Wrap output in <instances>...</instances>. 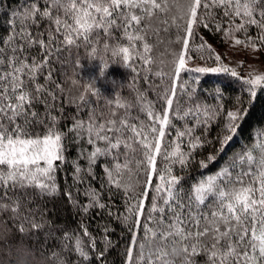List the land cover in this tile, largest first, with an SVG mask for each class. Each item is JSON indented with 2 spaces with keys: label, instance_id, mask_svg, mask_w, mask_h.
<instances>
[{
  "label": "snow or ice",
  "instance_id": "snow-or-ice-1",
  "mask_svg": "<svg viewBox=\"0 0 264 264\" xmlns=\"http://www.w3.org/2000/svg\"><path fill=\"white\" fill-rule=\"evenodd\" d=\"M214 9L222 12L220 19ZM20 17L6 37L0 36V216L9 214L24 234L51 227L43 215L39 221L31 212L25 215L26 204L17 193L33 190L41 197H55L61 191L57 172L67 162L65 141L71 133L91 148H82L73 164L80 182L93 174L100 158H111L104 169L107 184L124 197V210L116 219L130 234L125 264H197L193 257L199 253L206 257L204 264H264V145L258 160L252 152L241 154V171L233 172L237 167L233 161L187 192L173 174L175 165L183 168L190 163L193 150L208 143L205 133L213 121L219 118L221 122L217 140L223 144L234 138L240 119L239 112L227 111L225 121L221 105L201 103L195 89L181 82L182 74L198 78L201 73L223 72L236 78L251 97L257 96L258 89L264 90V74L249 71L241 76L203 39L195 49L190 42L199 39L201 27L214 25L223 35L222 43L230 40L233 46L259 50L264 47V0H44L43 4L30 0ZM41 23L47 26L31 30ZM252 28L255 34H250ZM173 30L175 38L167 41L171 59L165 61L154 52L161 42L160 32L171 35ZM153 37L156 43L151 42ZM80 48L90 57L110 51L136 73L133 83L141 72L144 80L149 74L158 78L155 100L133 89L135 103L116 95L102 99L104 107L100 108L90 99L101 95L94 83L80 84L76 98L80 103H69L75 105L76 113L87 112L71 116L72 125L62 130L59 125L68 117L62 109L59 115L54 110L65 88L53 79L49 65L53 56L59 60L61 52ZM213 57L215 67L189 66L195 59L206 63ZM101 63L100 76H104L108 65L102 57ZM77 83L71 80L73 86ZM178 88L188 97L187 107L177 98ZM38 103L44 104L46 119L35 110ZM134 108L138 109L135 116ZM105 109L111 118H105ZM119 110L123 115L116 119ZM33 122L43 125L44 131H30ZM173 128L176 139L166 140V130ZM80 159L87 162L86 167ZM132 174L137 176L135 182L126 179ZM65 195L86 217L91 210L109 208L100 190L90 183L84 192L87 203H79L70 191ZM101 231L102 235L91 233L83 221L77 230H64L56 237L60 250L52 252L50 264H90L93 259L102 264L112 241L107 225ZM48 234L54 235V230ZM98 239L103 248L98 247ZM177 247L181 255L171 257L170 251ZM16 255L21 264H28L32 254L18 247Z\"/></svg>",
  "mask_w": 264,
  "mask_h": 264
},
{
  "label": "trees",
  "instance_id": "trees-1",
  "mask_svg": "<svg viewBox=\"0 0 264 264\" xmlns=\"http://www.w3.org/2000/svg\"><path fill=\"white\" fill-rule=\"evenodd\" d=\"M29 2L30 0H0V36L6 37V34L18 25L21 18L20 13ZM39 3L43 4L44 0H39ZM213 11L217 13V19H220L222 12L219 9H214ZM236 22L239 23V20ZM46 26V23H41L31 30H42ZM225 27H227V24H225ZM256 31L255 28H252L250 29V34H255ZM174 32L175 30H173L171 35L163 31L160 32L161 42L154 52V55L158 58L162 57L165 61L171 59L167 55V52L171 51V48L167 45V41L175 38ZM116 35H119V33H116ZM197 36L199 39L190 42L191 48L195 49L200 39H203L213 48L214 53L217 54H219L218 50L227 42H221L223 35L214 30V25L209 28L201 27L198 30ZM236 36L243 39L241 33H236ZM103 42L102 40L101 45ZM151 42L156 43V38L153 37ZM173 47L177 46L174 45ZM259 49L264 58V47H260ZM36 51H39V49ZM101 57L108 65L104 69V76H100L102 67ZM77 59H79V63H76ZM213 59L214 57L208 59L206 63L195 59L191 61V65L189 66L215 67L217 65L213 63ZM137 67L139 68V64H137ZM49 68L52 71L53 79L65 88L64 97L62 100L60 98L56 100V109L54 110V114L59 115L62 109L64 115L68 117L63 119L59 125L64 131H67L73 123L70 119L71 116L74 114L83 116L87 112V109H82L80 113H76L75 105L69 103L70 100H76L77 103H80L76 99L80 93V84L94 83L95 89L101 95L100 97L90 96V99L96 101L100 108H103L102 99L114 98L116 95L125 97L135 103L137 93L133 89H138L146 94L149 100H155L156 91L154 86L160 83L158 78L151 74H149V79L144 80L142 72L140 73V77L133 83V77L136 76V73H133L130 68H125L122 61L118 58H113L110 51L107 53L101 52L96 57L87 56L84 48H80L79 50L73 49L71 52L63 51L59 54V60L53 56ZM155 69L156 66H154ZM165 71H168L167 66H165ZM45 74H47V70ZM65 77L68 78L67 81ZM38 79L40 83L44 82L43 76H40ZM73 79L78 82L76 86L71 84V80ZM180 79L185 85L195 89L201 103L221 105L225 121L227 119V111H237L240 113V119L237 121V131L231 141L222 144L217 140L221 123L219 118H217V120L208 126L210 131L205 133L208 137V143L198 150H193L194 155L190 158L189 164L183 168L180 165L174 166L173 174L180 178L181 185L187 192V190L207 176H214L225 166H231L233 161L237 164L233 172L241 171V154L252 152L257 160L260 158V146L264 145V135H261L262 130H264V90L258 89L257 96L251 97L246 90L241 88V84L236 78L223 72L201 73L198 78L195 74L188 73L186 76L182 74ZM49 87L52 86L50 85ZM177 98L181 104L187 107L188 97L179 88ZM34 108L41 118H45L44 104L38 103ZM241 109L242 112L240 111ZM137 114L138 109H132V115L135 116ZM104 115L106 119L111 118L107 109H105ZM121 115H123V110H119L116 119H119ZM174 122L178 125H183V121ZM30 131L42 133L44 127L41 124L33 122ZM175 132V128L167 129L165 139L174 141L176 139ZM186 139L187 137H185ZM65 143L67 162L57 172V183L61 191L55 197H41L33 190H29L27 193H17L24 199L26 204V208L23 209L24 214L33 213V218L37 221L43 215L44 219L51 222V227L46 225L43 230L30 229L27 234H24L18 231V224L9 219V214L0 216V264H21L20 258L16 255L18 247H24L31 252L32 255L28 257V264H50L52 252L60 250L57 246L56 237L60 236L66 229L77 230L81 221L89 227L90 232L93 234L99 232L102 235L101 230L105 225L108 226L112 247L105 252V259L102 261V264H125V247L129 241L130 234L121 221L116 219V215L122 213L124 210V197L120 191L115 189V186L107 184V176L104 169L107 160L111 158H100L94 167L93 174L90 177H86L83 182H80L75 175L73 164L77 162V157L81 153L82 148L89 151L91 148L89 145L75 140L71 133L68 135ZM209 157L214 158L209 159ZM78 162L85 167L87 166V162L83 159H80ZM202 164L207 166L204 167ZM243 167L247 168L246 162ZM129 178L132 182L137 180L135 174L126 177V179ZM140 179L142 180L143 177H140ZM89 183L93 188L100 190L104 202L109 205V208L107 210H91L86 217L77 207L73 206L72 200L65 194L70 191L72 197L76 198L79 203H87L88 198L84 196V192L88 188ZM109 187H112L111 192L108 191ZM109 211L112 212L111 217L108 215ZM52 230H54V235H49L48 233ZM145 243V252H147L150 249L148 242L146 241ZM97 244L98 247L103 248V244L99 239L97 240ZM193 259L196 260L197 264H204L206 257L202 253H199ZM90 264H101V262L93 259Z\"/></svg>",
  "mask_w": 264,
  "mask_h": 264
},
{
  "label": "rangeland",
  "instance_id": "rangeland-1",
  "mask_svg": "<svg viewBox=\"0 0 264 264\" xmlns=\"http://www.w3.org/2000/svg\"><path fill=\"white\" fill-rule=\"evenodd\" d=\"M218 52L222 55L223 63L229 67H235L242 76H246L249 71L264 74V58L260 49L253 50L251 47L246 49L243 45L233 46L229 40ZM241 61L244 62L243 67L238 66ZM208 177L210 176L205 179Z\"/></svg>",
  "mask_w": 264,
  "mask_h": 264
},
{
  "label": "clouds",
  "instance_id": "clouds-1",
  "mask_svg": "<svg viewBox=\"0 0 264 264\" xmlns=\"http://www.w3.org/2000/svg\"><path fill=\"white\" fill-rule=\"evenodd\" d=\"M180 255H181V252H180L179 247H177L174 251H170V256L171 257H177V256H180Z\"/></svg>",
  "mask_w": 264,
  "mask_h": 264
}]
</instances>
